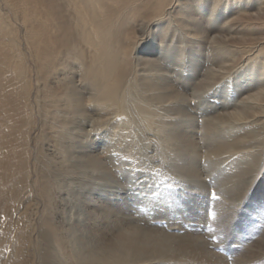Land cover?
<instances>
[{
    "label": "bare ground",
    "instance_id": "6f19581e",
    "mask_svg": "<svg viewBox=\"0 0 264 264\" xmlns=\"http://www.w3.org/2000/svg\"><path fill=\"white\" fill-rule=\"evenodd\" d=\"M173 2L0 0V264H73L97 206L123 220L150 206L142 221L178 242L159 264H264V179L228 221L231 259L202 231L211 182L214 210L228 216L227 193L264 158V0L220 12L211 32L181 23ZM178 31L199 38L185 50L188 67L199 66L184 74L188 91L160 80V49ZM225 50L233 54L218 59ZM241 65L259 69L256 86L226 83ZM205 94L177 171L163 133ZM95 159L107 161L103 179ZM240 228L256 241L243 244Z\"/></svg>",
    "mask_w": 264,
    "mask_h": 264
},
{
    "label": "snow or ice",
    "instance_id": "6c2138e0",
    "mask_svg": "<svg viewBox=\"0 0 264 264\" xmlns=\"http://www.w3.org/2000/svg\"><path fill=\"white\" fill-rule=\"evenodd\" d=\"M171 9V15L179 14L183 17L181 23H187L188 18H193L191 27L199 31L211 32L216 29L217 16L220 12L232 9L239 10L244 8L245 5L242 0H216L213 5V0H174L169 6ZM251 7H255L252 4ZM185 37L181 41V37ZM171 38L170 36L168 37ZM198 39H188L187 33L178 31L176 44L169 45L167 39L164 41L163 46L160 49L158 61L160 66L167 70L161 77L160 80L165 83H176L177 87L182 88L184 91H188L191 86L190 75H184L185 73L195 70L198 74L199 66L193 62V67H188V59L185 56V50L188 47L195 48L198 46ZM177 44L179 47H177ZM202 47V45H200ZM233 53L225 50L217 54V58H224L232 55ZM173 66L175 70H173ZM259 69L253 65H241L238 69L234 70L230 78H226V83H237L239 81H247L252 86H256L257 74ZM182 77V82L181 81ZM260 84H264V74L260 75ZM220 85L215 86V91H219ZM198 99L200 103H205L211 99L210 95L205 94L202 98H194L191 100V104L184 102L183 110L179 117H173L174 124L167 129L163 134L166 137L172 138L173 151L170 153L172 159L170 160V167L177 171L184 170L186 161V149L187 136L189 135L188 130L192 127V120L195 117V107L198 105ZM202 123V122H201ZM111 157L115 153H108ZM107 161L95 159L90 161V168L100 173V177L103 179L105 176L104 166ZM215 175V173L213 174ZM264 179V158L262 162L249 169L247 175L241 181L236 193H227L229 199H235V203L231 205L229 215L224 216L221 210H214L211 206L212 202L219 201L221 196L217 194L215 190V183L213 184V191H211L210 197L206 200L208 203L205 207V216L203 220L202 231L206 235V239L210 242L213 250L217 252H224V245L229 242L230 227L228 221L232 219V215L238 213V210L246 203L251 197L253 192L256 190L259 180ZM179 186V182H177ZM207 187V186H205ZM223 191V190H221ZM71 195V190H70ZM77 208L80 211H85L86 208L80 201H75ZM150 206H142L135 209V219L147 220L150 219ZM97 213L99 216L111 215L110 210L103 208V206H97ZM261 218H264V211L261 212ZM259 227H264L260 225ZM252 237H246L250 239ZM231 259L232 257H228Z\"/></svg>",
    "mask_w": 264,
    "mask_h": 264
},
{
    "label": "clouds",
    "instance_id": "9594fccd",
    "mask_svg": "<svg viewBox=\"0 0 264 264\" xmlns=\"http://www.w3.org/2000/svg\"><path fill=\"white\" fill-rule=\"evenodd\" d=\"M96 224L85 230L87 246L73 264H159L178 244L169 233L114 213L98 216Z\"/></svg>",
    "mask_w": 264,
    "mask_h": 264
},
{
    "label": "rangeland",
    "instance_id": "374dc122",
    "mask_svg": "<svg viewBox=\"0 0 264 264\" xmlns=\"http://www.w3.org/2000/svg\"><path fill=\"white\" fill-rule=\"evenodd\" d=\"M209 197H210V195H209ZM211 206L213 207V209H214V204L212 205V203H211ZM161 210V209H160ZM158 212V211H157ZM171 232H176V230H170ZM177 233V232H176ZM230 235L231 234H229V239H230ZM249 236V235H248ZM247 236V234H246V230H244V228L242 229V228H240V232H239V240L243 243V244H246V243H249V242H253V241H256V238L255 237H258V235H253L252 236V239L250 238V239H245L246 237H248ZM250 237V236H249ZM260 238V237H259ZM245 240V241H244ZM251 242V243H252ZM221 253V252H220ZM222 255H224V256H226L227 258L228 257H230L229 255H228V249L226 248V247H224V252H222L221 253ZM257 262V264H258V261H256ZM231 263H233L232 261H230V264ZM35 264H38L37 262L35 263ZM254 264H256V263H254Z\"/></svg>",
    "mask_w": 264,
    "mask_h": 264
}]
</instances>
